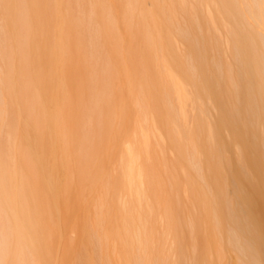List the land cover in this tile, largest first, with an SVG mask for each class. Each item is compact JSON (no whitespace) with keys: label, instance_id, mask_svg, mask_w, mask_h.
I'll return each instance as SVG.
<instances>
[{"label":"bare ground","instance_id":"1","mask_svg":"<svg viewBox=\"0 0 264 264\" xmlns=\"http://www.w3.org/2000/svg\"><path fill=\"white\" fill-rule=\"evenodd\" d=\"M0 264H264V0H0Z\"/></svg>","mask_w":264,"mask_h":264},{"label":"rangeland","instance_id":"2","mask_svg":"<svg viewBox=\"0 0 264 264\" xmlns=\"http://www.w3.org/2000/svg\"><path fill=\"white\" fill-rule=\"evenodd\" d=\"M207 28H210V29H207ZM205 30H213L214 31V27L212 25H210L209 27H206ZM71 234L74 235L75 233L74 232H71Z\"/></svg>","mask_w":264,"mask_h":264}]
</instances>
